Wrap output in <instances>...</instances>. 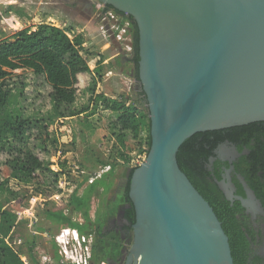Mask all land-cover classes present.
<instances>
[{
    "label": "water",
    "instance_id": "obj_1",
    "mask_svg": "<svg viewBox=\"0 0 264 264\" xmlns=\"http://www.w3.org/2000/svg\"><path fill=\"white\" fill-rule=\"evenodd\" d=\"M138 30V82L150 148L133 171L135 222L126 264H233L212 208L178 167L198 133L264 123V0H96ZM230 143L220 145L208 169ZM232 160H229L231 163ZM216 181L231 199L234 187ZM236 198L259 207L253 192Z\"/></svg>",
    "mask_w": 264,
    "mask_h": 264
},
{
    "label": "trees",
    "instance_id": "obj_2",
    "mask_svg": "<svg viewBox=\"0 0 264 264\" xmlns=\"http://www.w3.org/2000/svg\"><path fill=\"white\" fill-rule=\"evenodd\" d=\"M119 17L118 28L128 24L126 34L130 37L131 63L134 68V77L138 80V30L131 17L125 16L111 7ZM5 14H13L19 18H27V15L14 5L7 6ZM84 40L81 34H74L69 27L58 28L51 24H38L33 32L21 30L13 35L11 40L0 41V115L5 109L10 92L6 86V78L11 72L18 69H27L36 76L43 77L50 86V99L52 101L55 120L59 132H65L66 119H73L87 112V109L76 110L74 108L77 94L78 77L84 74L92 75L93 92L96 80L101 82V61H97L93 70H90L84 56L88 52L83 46ZM90 55V54H89ZM92 56V55H90ZM143 94V93H142ZM92 102V109L102 107L115 117L111 122V136L115 145L106 159H97L99 170L109 167V170L100 175L93 176V180L79 195V188L86 182L84 178L78 182L71 191L66 208L71 215L46 211V218L55 221L60 230H76L80 235L92 237L90 264H106L108 260L117 259L119 256L120 239L114 232H104L108 220L122 207L124 221L123 229L131 234L132 225L135 222L133 205L129 199V184L133 171L136 168H128L119 176L125 180L123 186H119L120 193L113 196L108 194L114 188V170L116 162L129 166L130 154L147 155L150 148V122L148 110L143 107L138 99L134 102L128 98H114L111 101L99 92ZM50 122L45 126L46 136L48 129L52 127ZM28 121H16L13 124L4 125V131L12 134L20 144L28 131ZM1 129V127H0ZM1 134V131H0ZM230 143L239 153L247 150L246 155H241L235 164L236 173L244 178L249 188L264 208V123H252L245 126L234 127L225 130L198 133L187 139L179 148L176 159L181 172L187 177L192 186L212 208L215 216L228 238L233 264H246L247 249L245 234L249 224L243 219V210L238 202L232 205L226 201L218 188L216 181H220L217 163L212 170L207 168L208 160L214 157L217 148ZM45 144V143H44ZM64 146H74L72 139ZM116 149V150H114ZM115 152V154H114ZM117 152V153H116ZM44 165L32 152L24 150L11 162V178L25 185H43L48 182V177L43 175L47 171ZM62 173H55V181ZM59 191V190H58ZM19 197V193H11V200ZM96 198L105 210L95 212L94 219L90 217V203ZM238 215L240 216L238 218ZM72 217H75L74 220ZM78 218L82 222L78 221ZM16 215L12 211L5 210L0 214V264H23L12 250L4 244L5 238H11L16 224ZM245 229V232L242 231ZM48 248L52 252V258L56 264H61L53 238L48 242ZM32 246L28 249L31 251Z\"/></svg>",
    "mask_w": 264,
    "mask_h": 264
},
{
    "label": "rangeland",
    "instance_id": "obj_3",
    "mask_svg": "<svg viewBox=\"0 0 264 264\" xmlns=\"http://www.w3.org/2000/svg\"><path fill=\"white\" fill-rule=\"evenodd\" d=\"M89 2L91 10L89 5L78 0H0V41L11 40L21 30L33 32L38 24L69 27L75 35L81 34L83 37V46L88 52L84 58L89 69L93 70L99 60L102 69L101 82L98 84L96 80L95 84L97 92L92 91L91 74L78 77L74 108L87 109V112L82 117L63 121L65 132L61 133L56 126L57 120L54 119L51 88L43 77L36 76L27 69H18L6 78L10 96L0 115V214L9 210L16 215L13 235L5 238L3 242L23 264H56L48 242L61 230L55 221L46 218V211L71 215L66 208L71 191L85 178L86 182L78 191L81 195L93 176L100 175L105 169L99 170L96 161L106 159L115 145L110 125L115 117L102 107L92 109L96 95L102 92L110 101L120 96L138 101L137 85L131 75L133 66L130 37L121 34V30L119 41L113 36L103 37L97 20L102 4L96 0ZM9 5L21 9L28 19L5 14ZM115 24L109 26L112 32L116 31ZM143 107L145 108L144 105ZM16 121H28L29 124L21 144L10 132L3 129L4 125ZM50 122L53 126L49 127L47 137L45 126ZM72 139L74 146L63 145ZM24 150L32 152L47 165V171L51 172L43 173L48 177L47 183L25 185L11 178V162ZM145 157L137 155L135 151L130 154L129 166L116 162L113 179L115 186L108 198L112 196L110 199H114L113 196L121 192L117 185L123 183L124 179L119 175L128 168L139 166ZM55 173H62L57 177V182L53 176ZM12 192L19 193L14 201L10 198ZM98 210L103 212L105 209L93 198L90 203V217L94 219ZM117 212L118 210L110 219L113 226L118 223ZM72 218L76 220L75 217ZM78 221L82 222L80 218ZM7 264H11L8 259Z\"/></svg>",
    "mask_w": 264,
    "mask_h": 264
},
{
    "label": "flooded vegetation",
    "instance_id": "obj_4",
    "mask_svg": "<svg viewBox=\"0 0 264 264\" xmlns=\"http://www.w3.org/2000/svg\"><path fill=\"white\" fill-rule=\"evenodd\" d=\"M80 3L89 5V10H91V3L89 0H78ZM133 66V64H132ZM134 67V66H133ZM131 75L134 77V68L133 73ZM134 82L137 85V93H138V99L141 101V103L145 106V96L142 94V92L139 91L140 84L138 80L134 77ZM235 147V146H234ZM236 149V148H235ZM237 151V150H236ZM238 155L236 157H231V153L229 150H224L220 155H218L213 163L210 165L209 170H212V167L214 166V163H217L218 165V171L220 175V180H223L227 183V179L225 177L226 172L229 171V179L231 184L234 187V191L231 193V199H227L226 194L222 192L224 198L226 201L230 202L231 205L234 202H238L240 204V207L243 210V219H246V223L250 226L247 230V233L245 234V239L247 242V249H244V253L247 255L246 264H264V208L260 201L256 198V200L259 202L260 206H251V207H242L241 203L236 200V198H242V199H248L245 188H249L246 181L242 176L236 173L235 170V164L238 163V159L241 155H246L248 152L247 150H243L242 153H239L237 151ZM229 160H232L231 163H229ZM209 165H207L208 168ZM125 184V180L123 183H120L117 186H123ZM250 189V188H249ZM251 190V189H250ZM252 191V190H251ZM253 192V191H252ZM254 194V193H253ZM123 208L120 207L117 212V224L112 225L111 218L107 222V226L103 229V231L106 232H114V234L119 236V239L121 242H119L121 245L119 247V256L117 259L114 260H108L106 264H126L128 259V250L129 246L132 243L131 234L126 233V231L123 229L124 221L122 219L123 216ZM240 216L238 215V218ZM246 217V218H245ZM113 220V219H112ZM111 225V227H109ZM108 227V229H106ZM243 232H245V229H242ZM55 236L53 237L54 243H55ZM93 244V240H91ZM56 245V243H55ZM57 247V246H56ZM61 263V262H60ZM90 264V262H89Z\"/></svg>",
    "mask_w": 264,
    "mask_h": 264
},
{
    "label": "built area",
    "instance_id": "obj_5",
    "mask_svg": "<svg viewBox=\"0 0 264 264\" xmlns=\"http://www.w3.org/2000/svg\"><path fill=\"white\" fill-rule=\"evenodd\" d=\"M97 20L103 37L111 38L113 36L116 41H119L121 38L119 33L126 34L127 32L128 24L125 23L123 27L118 28V15L113 10L107 9L106 6L102 5L97 15ZM114 23H116V31L112 32L109 26L114 25ZM141 161L143 162L144 160ZM108 170L109 167H106L102 172ZM54 239L63 264H89L91 258V236L86 237L80 235L76 230L63 229ZM70 245L72 246L71 249L69 248Z\"/></svg>",
    "mask_w": 264,
    "mask_h": 264
},
{
    "label": "crops",
    "instance_id": "obj_6",
    "mask_svg": "<svg viewBox=\"0 0 264 264\" xmlns=\"http://www.w3.org/2000/svg\"><path fill=\"white\" fill-rule=\"evenodd\" d=\"M114 98V97H113Z\"/></svg>",
    "mask_w": 264,
    "mask_h": 264
}]
</instances>
